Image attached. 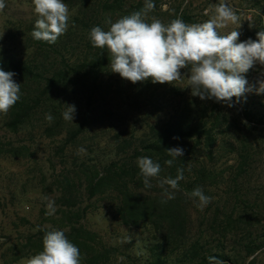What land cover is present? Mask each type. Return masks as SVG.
<instances>
[{"label":"trees","instance_id":"trees-1","mask_svg":"<svg viewBox=\"0 0 264 264\" xmlns=\"http://www.w3.org/2000/svg\"><path fill=\"white\" fill-rule=\"evenodd\" d=\"M63 2L72 15L54 44L33 39L36 19L7 26L0 41V67L14 72L21 84L20 100L0 113L4 128L53 140L62 162L53 182L59 210L51 226L23 233L1 255L3 263L39 253L45 232L62 230L80 249L81 264H264V193L253 187L264 157L258 130L264 126V92L256 91L264 78L249 70L244 75L251 91L228 103L186 92L188 69H181L184 77L172 84L150 79L133 84L111 71L107 50L94 48L88 33L94 26L107 31V21L141 10L145 0ZM248 2L264 16L262 4ZM153 3L149 23L153 17L164 24L175 18L196 23L182 4L163 11L162 0ZM67 105L75 106L73 122L63 119ZM173 147L183 148L184 155L169 167L166 149ZM81 148L86 151L79 153ZM27 152V147L7 151L14 157ZM143 156L162 169L150 188L137 165ZM177 168L184 179L175 198L167 200L159 181L175 178ZM196 187L213 198L203 210L190 196ZM99 204L123 226L153 230L147 254H126L86 228L83 221Z\"/></svg>","mask_w":264,"mask_h":264},{"label":"clouds","instance_id":"clouds-1","mask_svg":"<svg viewBox=\"0 0 264 264\" xmlns=\"http://www.w3.org/2000/svg\"><path fill=\"white\" fill-rule=\"evenodd\" d=\"M32 4L37 19L31 36L34 40L54 44L69 27L68 5L63 0H32ZM5 6L4 0H0V10ZM154 9L153 0H145L141 10L115 22L107 21L110 25L107 31L99 26L90 29L88 38L91 45L107 50L112 72L133 84L149 79L154 84H172L184 77L181 69H188V86L185 88H190L191 95L201 100L228 103L233 97L238 100L246 91H251L250 87H246L248 81L244 74L256 64L264 65V31L256 34V40L243 42H238V30L221 35L218 29L239 22V16L224 0L215 6L214 14L202 23L186 24L183 19L175 18L164 24L155 17L149 23L147 14ZM14 76V72L0 67V113L7 114L20 100L21 84L13 79ZM258 83L257 94L264 92V81ZM228 106L232 105L229 103ZM75 111L74 105H67L62 113L63 119L73 122ZM46 119L51 121L53 117L47 115ZM85 151L78 149L79 153ZM166 151L172 157L164 162L169 167L177 157L184 155L181 147ZM137 165L145 188H150V180L160 176V163L143 156L138 158ZM176 171L175 178L169 176L159 181L167 200L175 198L179 182L184 179L183 169L177 168ZM190 196L198 201L197 207L201 210L213 199L205 195L201 187L193 189ZM167 200L161 202L166 203ZM55 212L54 202L49 201L46 214L51 216ZM42 245V251L29 257L25 264H81L80 249L62 230L46 231ZM208 259L216 261L214 257ZM216 264L224 262L216 261Z\"/></svg>","mask_w":264,"mask_h":264},{"label":"rangeland","instance_id":"rangeland-1","mask_svg":"<svg viewBox=\"0 0 264 264\" xmlns=\"http://www.w3.org/2000/svg\"><path fill=\"white\" fill-rule=\"evenodd\" d=\"M163 11L171 6L182 4L195 18L196 23L207 21L221 0H162ZM264 6V0H254ZM5 8L0 10V41L7 26L21 21L37 19L32 0H4ZM239 16L237 24H229L218 29L221 35L238 30V42L256 40V33L264 27V16L260 15L258 5L248 0H224ZM70 16L72 15L69 9ZM254 77L264 78V65L256 64L250 69ZM187 81L182 84L186 92H191ZM264 137V126L258 128ZM258 133V132H257ZM254 136H256V134ZM254 136L252 138H254ZM53 140L39 136L32 138L27 133H12L4 128V115H0V264L1 255L8 251L25 232L34 231L40 226H51V219L59 210V193L53 187L55 177L62 169V162L56 156ZM27 147L29 152L17 157L8 154L9 149L20 150ZM234 164V161L230 162ZM253 187L264 193V157L260 158ZM47 197V199H45ZM54 202L56 212L47 215V204ZM89 203L84 204L88 206ZM91 208L85 220L86 228L95 233L108 246L120 248L126 254H147L146 246L153 240L154 232L149 229L130 228L113 219L109 210L102 204ZM101 206V207H100ZM27 221V222H26ZM198 224V222H196ZM130 240V242H129ZM27 259L17 264H25Z\"/></svg>","mask_w":264,"mask_h":264}]
</instances>
